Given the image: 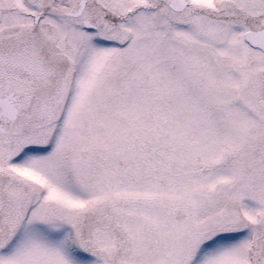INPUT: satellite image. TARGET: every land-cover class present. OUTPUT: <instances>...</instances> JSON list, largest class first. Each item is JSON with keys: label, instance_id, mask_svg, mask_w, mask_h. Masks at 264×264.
Returning <instances> with one entry per match:
<instances>
[{"label": "snow or ice", "instance_id": "6c2138e0", "mask_svg": "<svg viewBox=\"0 0 264 264\" xmlns=\"http://www.w3.org/2000/svg\"><path fill=\"white\" fill-rule=\"evenodd\" d=\"M0 264H264V0H0Z\"/></svg>", "mask_w": 264, "mask_h": 264}]
</instances>
